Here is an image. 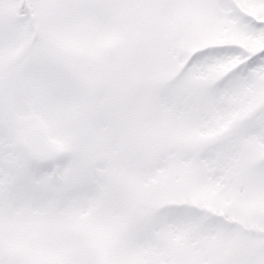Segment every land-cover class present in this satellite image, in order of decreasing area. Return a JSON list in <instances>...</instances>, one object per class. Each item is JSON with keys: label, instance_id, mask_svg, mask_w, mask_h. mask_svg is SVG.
<instances>
[{"label": "snow or ice", "instance_id": "1", "mask_svg": "<svg viewBox=\"0 0 264 264\" xmlns=\"http://www.w3.org/2000/svg\"><path fill=\"white\" fill-rule=\"evenodd\" d=\"M0 264H264V0H0Z\"/></svg>", "mask_w": 264, "mask_h": 264}]
</instances>
